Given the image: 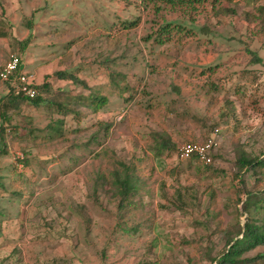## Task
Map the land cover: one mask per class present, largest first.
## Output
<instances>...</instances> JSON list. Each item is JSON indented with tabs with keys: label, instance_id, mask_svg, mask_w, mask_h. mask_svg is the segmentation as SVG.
<instances>
[{
	"label": "rangeland",
	"instance_id": "374dc122",
	"mask_svg": "<svg viewBox=\"0 0 264 264\" xmlns=\"http://www.w3.org/2000/svg\"><path fill=\"white\" fill-rule=\"evenodd\" d=\"M41 1L0 0V67L21 54L20 18L31 6V30H44ZM209 2L192 21L137 14L139 0L48 5V21L59 13L85 31L67 65L86 88L51 81L43 103H17L0 122V264H215L246 222L243 189L264 196V169L236 165L240 154L264 161V29L244 19L264 0H221L214 7L227 15L210 13ZM137 15L134 29L119 30L118 19ZM164 23L195 35L162 46L144 40ZM52 60L22 68L41 83L63 69ZM111 71L121 78L111 81ZM91 92L107 100L95 114L76 98ZM7 93L0 81V103ZM210 137L208 164L176 158L179 144ZM160 138L169 147L156 156ZM120 163L131 168L134 192L118 211L109 172ZM260 253L264 245L242 257Z\"/></svg>",
	"mask_w": 264,
	"mask_h": 264
},
{
	"label": "trees",
	"instance_id": "16d2710c",
	"mask_svg": "<svg viewBox=\"0 0 264 264\" xmlns=\"http://www.w3.org/2000/svg\"><path fill=\"white\" fill-rule=\"evenodd\" d=\"M225 2L231 3L236 0H223ZM140 6L138 7L139 12L137 14H145V9L150 11L151 14H158L159 12H164L166 14H175L181 13L188 17L189 21H192L197 15L201 14L204 11V5L206 0H139ZM221 0H210V13L212 14H220L227 15L233 14L229 8L218 7L217 9L214 7L216 4L220 3ZM148 6L150 8H148ZM253 13H245L244 19L249 21L257 22L256 25H259L260 29H264V6L259 5L253 7ZM117 20V19H116ZM119 22L118 28L122 32H126L134 29L139 23L140 18L139 15L135 16L133 19H118ZM105 22V21H104ZM102 21L103 26L106 27L107 30L111 28V25H108ZM86 24V23H85ZM3 25V23H2ZM24 28L28 31V35L22 41H19L20 49H23L32 39H31V26L32 22L30 20H25L23 22ZM120 26V27H119ZM83 28L78 29L76 27V32H73L72 38L65 39H56V41L61 40L60 43L63 45L64 50H68L70 48V44L77 42L80 39V36L84 34L85 31ZM75 30V29H74ZM82 30L83 34L79 33ZM79 33V34H78ZM4 31H0V37L5 36ZM66 34V33H65ZM124 37V34H121ZM194 32L190 30H186L184 27L179 25H170L169 23L158 24L155 31L151 33V35L144 37L145 41L150 40L152 44L155 46H162L164 44L175 43L182 44L186 40L194 37ZM108 37V35H106ZM117 38V37H116ZM119 40V38H118ZM64 50L60 54H56L55 56L60 55L61 58L58 59L60 64L70 62L69 53H64ZM54 49H52L51 54H48V58H52L54 54ZM68 59V60H67ZM254 62H257L254 56ZM107 63V60L105 61ZM103 67H108L103 62L101 64ZM73 67L59 69L53 72L50 76L44 77L43 82L40 84L35 82L30 86L36 91L35 97L29 99L20 94H14V85L12 86L9 83L2 82L6 85L8 93L4 98V102L0 103V122L4 123L7 120V112L11 107H15L17 103H28L33 106H38L44 102L43 92H52V83L51 81H55L61 83H70L71 86L78 85L80 87L86 88L85 82L76 77L75 72H72ZM19 70L23 71L22 64L19 66ZM109 78L111 81L114 78H121L120 75L110 72ZM63 83V84H64ZM114 83V81L112 82ZM116 83H114L115 85ZM126 87L121 89L123 91ZM77 99L84 101V106L87 110H89L90 114L97 113L103 106L106 105V98L99 96L97 93H88L86 96L77 95ZM49 105H53L59 110L64 111L65 109L52 102L45 101ZM73 113L75 111L70 110ZM52 129V128H51ZM55 131V130H54ZM159 143L155 141V154L159 155L160 150H163L169 147V143L167 140L160 138ZM1 141V139H0ZM170 147H173L170 145ZM24 165L27 164V160L22 158L21 160ZM236 165L239 170L245 169L246 171H253L257 168L264 169V161L262 159H253L252 157H247L244 154H240L239 158L236 161ZM120 168L113 169L109 172V175L112 179L111 185L113 187V192L111 196L116 197L117 205L116 208L118 211L123 210L128 206L127 197L134 192V183L132 181V171L131 168L125 164L120 163ZM257 183L255 184L256 188ZM245 199L241 203V210L246 214V222L244 225L237 229L235 235L227 240L225 251L215 260V264H264V253L257 254L254 257L246 258L242 257V255L258 246L264 245V219L257 218L264 213V196L263 194H259V191H247L243 189ZM13 196H17L14 194ZM130 204V203H129Z\"/></svg>",
	"mask_w": 264,
	"mask_h": 264
},
{
	"label": "crops",
	"instance_id": "0c3cea01",
	"mask_svg": "<svg viewBox=\"0 0 264 264\" xmlns=\"http://www.w3.org/2000/svg\"><path fill=\"white\" fill-rule=\"evenodd\" d=\"M66 2L68 0H56L55 2H50V1H47V0H42L38 5H39V8H38V16H39V19H43V20H40L42 22L45 21V23H47L46 25H39V27H43V29H38L37 33L34 35V31L31 30L30 31V34H31V41L23 48V50L21 51V54L23 53V55L25 57H23L24 59V62L23 63H27L29 64L28 66H25V68H31V67H34L36 65H38L40 68L39 70L41 69V67L43 65L41 64H45L47 63V55L50 54V52L52 51V49H54V54L52 55L53 57V60L55 61V67L58 68H68V63H70L72 61V55L73 53L76 52V50L78 49V42H74L72 44H70V48L68 50H64L65 48L64 47H61L63 44L60 43L61 40H58L56 41V39H65V38H72V34L73 32H76V28L74 29H69L68 27H66L65 25H68L67 23V19L65 17H62L63 15L62 14H57V17L60 16V21H58V18L56 19H51V21H48V19L50 18H46L47 15V12L50 13V10H48V5L49 6H52V4H59V3H63V2ZM72 2V1H71ZM73 3V2H72ZM73 6L76 7V4L74 3ZM28 7L29 6V3H28ZM36 9V7L34 6H31L30 8H28L29 10V16L28 18L26 16H22L20 18V21H25V20H29L31 19L30 16H31V13L30 12H33L34 10ZM1 14V13H0ZM25 15V14H24ZM36 13H33V16H35ZM32 21V20H30ZM47 21V22H46ZM50 22V23H48ZM59 22H62V24H60ZM52 25H54V27H52ZM51 26V27H50ZM48 28V30L46 29L45 31V28ZM66 33V34H65ZM39 34V35H38ZM27 35H28V32H27ZM26 35V37H27ZM36 36H38L37 38V44H36ZM35 38V39H34ZM19 41H22V40H19ZM60 49V50H59ZM64 50V53H69V60L70 62H66V63H62L60 64L58 62V59L61 58L60 55L58 56H55L56 54H60L62 53ZM53 52H51L52 54ZM21 54L19 55L21 60H22V56ZM36 55H38V58H36ZM67 59V60H68ZM52 60V61H53ZM5 62V61H4ZM22 64V67L24 68V64ZM35 75L39 74V73H34ZM44 78V77H43ZM36 80V78H35ZM36 83L40 84L39 81H36Z\"/></svg>",
	"mask_w": 264,
	"mask_h": 264
},
{
	"label": "built area",
	"instance_id": "2783aa9c",
	"mask_svg": "<svg viewBox=\"0 0 264 264\" xmlns=\"http://www.w3.org/2000/svg\"><path fill=\"white\" fill-rule=\"evenodd\" d=\"M21 58L18 54H10L0 67V81L14 85V94H22L32 99L36 91L30 86L35 82V77L31 73L19 70ZM215 143L213 137H210L202 143H182L176 147V158L179 161H188L195 159L202 164L210 162L209 153Z\"/></svg>",
	"mask_w": 264,
	"mask_h": 264
}]
</instances>
